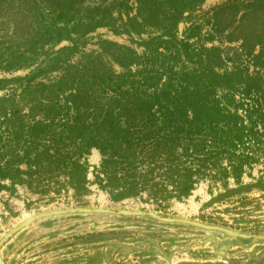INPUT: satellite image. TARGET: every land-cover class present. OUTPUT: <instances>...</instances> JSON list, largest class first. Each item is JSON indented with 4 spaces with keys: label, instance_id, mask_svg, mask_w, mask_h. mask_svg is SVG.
<instances>
[{
    "label": "trees",
    "instance_id": "obj_1",
    "mask_svg": "<svg viewBox=\"0 0 264 264\" xmlns=\"http://www.w3.org/2000/svg\"><path fill=\"white\" fill-rule=\"evenodd\" d=\"M201 1L135 0V15L120 10L116 17L106 13L86 22L77 21L65 2L45 1L46 19L36 23L34 35L49 52L36 63L33 52L18 50L0 64L9 74L0 77V193L19 186L50 200L68 190L82 194L91 150L99 155L92 184L113 202L146 197L161 207L186 199L201 183L212 202L232 201L231 194L250 185H242L243 176L253 180L255 171L261 180L264 0L240 4L245 16L256 12L260 23L240 38L223 37L240 40L234 53L241 64L220 72L231 60L215 46L199 55L204 58L199 69L179 64L196 54L188 40L200 25L190 24L181 40L176 25ZM231 4L236 7V0ZM228 5L213 10L208 41L223 32L216 27ZM14 26L28 27L22 21ZM100 27L128 36L143 29L159 34L138 38L139 54L104 40L99 52H80L77 41ZM61 41L68 45L54 50ZM18 70L26 72L11 75Z\"/></svg>",
    "mask_w": 264,
    "mask_h": 264
},
{
    "label": "rangeland",
    "instance_id": "obj_2",
    "mask_svg": "<svg viewBox=\"0 0 264 264\" xmlns=\"http://www.w3.org/2000/svg\"><path fill=\"white\" fill-rule=\"evenodd\" d=\"M45 1L54 2L0 0V64L18 50L33 52L32 61L36 63L49 52L40 37L34 35L36 23L46 19ZM57 1L72 6V15L79 22L106 13L116 17L120 10L130 16L136 13L135 0ZM121 1L126 7L118 5ZM233 1L202 0L190 15H183L186 18L181 19L175 29L178 40L184 38V31L190 24L200 27L197 36L188 40L196 54L189 60L181 58L179 64L183 62L181 65L188 70L199 69L204 60L199 55L204 56V49L210 46H215L222 56L227 55L231 60L218 72L229 70L233 63L241 64L234 53L240 40L227 42L223 37L230 33L240 38L248 28L258 27L260 22L253 17L256 12L245 16L240 4L246 0H236V7L231 4ZM224 4L229 5L220 13L219 27H216L223 32L211 35L212 40L208 41L207 34H212L213 30L209 18L215 8ZM254 9H260L259 5ZM17 21H22V27L25 24L27 29L15 30ZM158 34L155 30L143 29L139 36H128L100 27L79 39L77 47L86 54L99 52L98 44L104 40L130 47L139 54L143 49L137 45L138 38L146 40ZM65 45L68 43L61 41L53 49ZM257 50L254 48V53ZM77 56L71 60L75 61ZM106 62L118 71L110 60ZM25 72L18 70L11 75ZM2 76L9 77V74L0 71ZM86 160L88 186L82 194L68 190L50 200L30 194L19 186L0 193V264H264V176L259 180L255 171L251 172L253 180L243 176L242 185H250L239 190L237 195L231 194L232 201L219 197L215 200L218 202H212L207 185L201 183L186 199L169 200L157 207L146 197L111 201L104 191L92 184V167L99 162L97 151L91 150ZM229 187L233 185L230 183ZM215 194L213 192V196ZM239 196L248 197L249 202H235ZM147 212L219 226L229 234L159 222L141 214Z\"/></svg>",
    "mask_w": 264,
    "mask_h": 264
},
{
    "label": "water",
    "instance_id": "obj_3",
    "mask_svg": "<svg viewBox=\"0 0 264 264\" xmlns=\"http://www.w3.org/2000/svg\"><path fill=\"white\" fill-rule=\"evenodd\" d=\"M101 211V210H99ZM124 214H132V213H124ZM142 215H147L150 216L151 218L159 221V222H164V223H179V224H184V225H188L194 228H198V229H202V230H206V231H219V232H223V233H227L229 234L224 228L219 227V226H214V225H209V224H204L201 222H198L196 220H190V219H185V218H173V217H164V216H158L154 213H141ZM238 236H242L244 237V235H239V234H235Z\"/></svg>",
    "mask_w": 264,
    "mask_h": 264
}]
</instances>
